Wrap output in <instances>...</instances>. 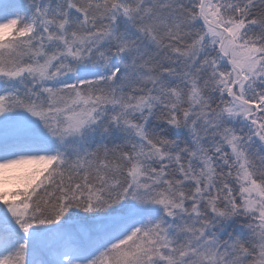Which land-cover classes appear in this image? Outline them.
I'll return each mask as SVG.
<instances>
[{
  "label": "snow or ice",
  "instance_id": "1",
  "mask_svg": "<svg viewBox=\"0 0 264 264\" xmlns=\"http://www.w3.org/2000/svg\"><path fill=\"white\" fill-rule=\"evenodd\" d=\"M0 264H264V0H0Z\"/></svg>",
  "mask_w": 264,
  "mask_h": 264
}]
</instances>
